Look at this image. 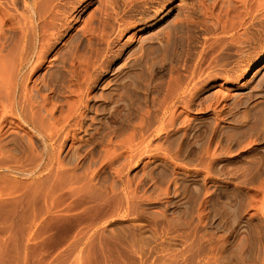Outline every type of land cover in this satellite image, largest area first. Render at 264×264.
Here are the masks:
<instances>
[{"label":"rangeland","instance_id":"rangeland-1","mask_svg":"<svg viewBox=\"0 0 264 264\" xmlns=\"http://www.w3.org/2000/svg\"><path fill=\"white\" fill-rule=\"evenodd\" d=\"M0 264H264V0H0Z\"/></svg>","mask_w":264,"mask_h":264},{"label":"bare ground","instance_id":"bare-ground-1","mask_svg":"<svg viewBox=\"0 0 264 264\" xmlns=\"http://www.w3.org/2000/svg\"><path fill=\"white\" fill-rule=\"evenodd\" d=\"M247 73H249V69H247L244 74H247Z\"/></svg>","mask_w":264,"mask_h":264}]
</instances>
